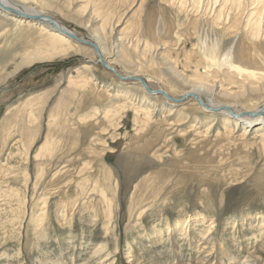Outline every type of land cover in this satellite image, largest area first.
<instances>
[{
	"label": "rangeland",
	"instance_id": "1",
	"mask_svg": "<svg viewBox=\"0 0 264 264\" xmlns=\"http://www.w3.org/2000/svg\"><path fill=\"white\" fill-rule=\"evenodd\" d=\"M14 1L88 41L80 23L92 20L107 51L120 44L130 61L108 59L122 76L138 74L172 97L188 87L170 67L231 92L264 84L226 68L209 76L219 69L208 59L211 17L182 0ZM10 17L0 13V264H215L227 250V264L250 253L262 258L251 264H264L263 133L243 136L194 99L173 107L122 82L87 46L47 59L42 27ZM242 41L230 43L239 60ZM139 45L153 49L147 60L128 55ZM227 50L220 43L219 62ZM244 54L237 64L263 75L264 49ZM239 100L255 109L264 88ZM210 228L225 252L204 261Z\"/></svg>",
	"mask_w": 264,
	"mask_h": 264
},
{
	"label": "bare ground",
	"instance_id": "2",
	"mask_svg": "<svg viewBox=\"0 0 264 264\" xmlns=\"http://www.w3.org/2000/svg\"><path fill=\"white\" fill-rule=\"evenodd\" d=\"M189 1L192 3L191 5ZM189 1L182 0L179 1L178 4L183 9L193 6V9L203 14V17L206 16L209 12V17L211 18L209 19L210 21L207 19V22L209 21L208 22L209 27L213 31H215L217 40L215 43H213V48L209 52L208 59L210 60L212 65L214 66L219 65V69L214 68L211 65L213 69H217V70H214L212 73L210 72L209 76L218 75L220 71H222V68H226L230 72L238 73L242 77L251 78L253 80H264V74L260 75L256 71L245 69L241 67L239 64H237L238 62H243V60L247 59L244 53L248 51H255L256 53L257 52L259 53L262 52V50L264 49V0H189ZM0 4H2L4 7L7 8V10H4L0 6V13L5 15L6 17L11 16L10 17L11 19L18 20L21 23H34L42 27L43 32L46 33V35L48 36L47 43L49 44V47L53 50V53H50L49 57H46L47 59H51L53 56H57V55L72 54L75 48L79 47V45H82L75 41H72L69 37L65 36L66 34L65 32H62V30L63 31L67 30L72 33H75L74 31L67 28L65 25L57 21L54 17L46 14L43 10L32 9V7L23 5L14 0H1ZM8 9H10L11 11H15L16 13H20V14L22 13L23 15L30 17H46V18L52 17L54 19V24H50L48 19L44 20L45 22L38 20L30 21L26 19V17H20L11 14L10 10ZM81 24L93 34V37L89 41L82 37L81 38L85 41L90 42L92 45L96 46L97 49H99V53L102 59L105 60L107 65L111 68L109 70L105 69L106 71L113 73L112 70H114V72L119 73L114 67L115 63L122 62L125 65L130 64V61L122 55L123 51L121 49L120 44L119 45L117 44L116 50L115 49L113 50L112 48L111 52L107 51L105 46L106 44L105 42L107 41L106 40L107 38L102 37L103 33L97 28L93 27L92 20L87 19V22H82L80 23V25ZM239 35L242 37L243 40L240 48V52L242 53L240 55L241 57L240 59L242 60H239V58H237L238 55L236 56L234 50L230 47L231 46L230 43L232 42V40ZM227 37H231V38H229V40H227L226 43L221 42L224 38L227 39ZM220 43L223 46L228 45L229 50L225 52L222 61L219 62V59L217 58V51L218 49H220ZM203 45H206L204 41H203ZM83 46H87L88 50L89 49L92 50L97 57L95 61L100 63L99 62L100 58L97 56L98 54L96 53L95 49H93L89 45H83ZM152 50L153 49L149 48V46H146L145 48H141V46L139 45L133 49L132 51L133 54L131 53L128 55H131V57H135L137 60L140 57H143L144 60H147V56H149L152 53ZM111 58H115V61L117 62H115L114 60H108ZM170 70H172L173 73L172 76H174L175 80L183 81L188 87V89L184 90L183 95L178 98L172 97L168 92L164 91L167 93V95L170 98L175 99L171 101L170 99L164 97L166 101L174 105L173 107L182 105L190 99H194V101L197 103L196 99L193 97L194 95L203 102V105H199L197 103L200 106L201 111L205 114H210L215 117L222 116L224 118L223 123L225 126L229 124H235L236 127L238 128L241 127L244 130L243 136H247L251 132H253L254 134L263 133L262 135L264 136V112L261 113V111H263L264 109V100L262 101L261 104H259V106L257 105V107H255V109L252 110L238 108L239 105L241 107L244 106L239 100V98L242 97L245 98V96H247L249 92L252 93L255 90L257 91L259 87L264 88V84L258 86L246 85V86H242L241 87L242 90H240L239 92H231L230 90L224 89L223 86L217 87L213 85H206L202 82L186 79L181 74L178 75L175 74L174 72L175 70L172 67H170ZM120 75L122 76V74ZM132 76H135L137 78H142L138 74H133V72L131 75L122 76V77L126 78ZM228 76H233V75L230 74ZM119 80L122 82H126L125 80H121V79ZM143 80L145 81V79ZM84 83L88 84L87 80H85ZM248 88L249 90H247ZM150 89L157 91L156 89H153L151 87ZM158 91H163V90L159 89ZM155 95L162 96L158 93ZM203 95L207 99H204ZM184 96L187 97V99L184 102L179 103L178 101H176L182 99ZM220 98H223L225 100L226 98L229 99L231 98L233 102H230L229 100L228 101L220 100ZM203 99L206 102L203 101ZM244 112L255 113L256 116L253 117L241 116L243 115ZM233 114H235L236 117H234ZM211 128L212 126L210 127V129ZM103 197L106 198V196ZM260 225L261 228H264V224H260ZM212 231H213L212 228H210L208 237H209V245H213V249L209 250V257L208 256L203 257L204 261H207L208 258L209 261L212 260L211 256L214 253H216L214 252L216 248L219 254L220 252L222 254L225 252L222 251L223 244H219L216 247V240L214 239V236L211 234L213 233ZM159 233L163 234V231H159ZM205 237L208 238L207 236ZM250 237L252 238L248 239L249 241L248 245H252L253 247V245L257 243L256 240L258 239V236L257 234H253ZM102 253H104L103 247H100L99 254ZM128 254H130L129 257L131 258L133 257L132 252H129ZM224 255L225 258L222 260L221 263L219 262L217 263L216 261H214V263L224 264L223 262H225V264H227L228 261L226 259L230 258V250H227V252H225ZM109 256L110 255L106 256L105 258H108ZM260 259L262 258L256 257L255 253H250L245 257L246 262H244L243 264L255 263Z\"/></svg>",
	"mask_w": 264,
	"mask_h": 264
},
{
	"label": "water",
	"instance_id": "3",
	"mask_svg": "<svg viewBox=\"0 0 264 264\" xmlns=\"http://www.w3.org/2000/svg\"><path fill=\"white\" fill-rule=\"evenodd\" d=\"M1 1V0H0ZM0 6L4 9V10H7V8L6 7H4L2 4H0ZM8 10H10V9H8ZM10 12H11V14H14V15H17V16H20V17H26V19H28V20H30V21H42V22H45L44 20H49V23L50 24H54V19L52 18V17H48V18H46V17H30V16H25V15H23L22 13L20 14V13H16L15 11H11L10 10ZM48 23V22H47ZM62 32H65L66 34H65V36H67V37H69L72 41H75V42H77V43H79V44H82V45H89V46H91L93 49H95V51H96V53L98 54L97 56L100 58V64L102 65V67L104 68V69H107V70H109V69H111L108 65H107V63H106V61L105 60H103L102 59V57H101V55H100V53H99V49H97V47L96 46H94V45H92L90 42H88V41H85V40H83L79 35H77V34H75V33H72V32H70V31H63L62 30ZM113 71V73L116 75V77L118 78V79H121V80H125L126 82L127 81H133V82H139V83H141V85L145 88V90H147L148 91V93H150V94H152V95H155V94H160V95H162L163 97H165V98H168V99H170L171 101H173V100H175V99H172V98H170L168 95H167V93L166 92H164V91H155V90H151L150 89V87H149V85L142 79V78H137V77H135V76H132V77H126V78H123L119 73H117V72H114V70H112ZM193 97L196 99V101H197V103L199 104V105H203V102L199 99V98H197L196 96H194L193 95ZM187 99V97L186 96H184L182 99H180V100H176V101H178L179 103H181V102H184L185 100ZM264 112V109H263V111H261V113H263ZM233 116L234 117H236V115L235 114H233ZM241 116H248V117H253V116H256L255 115V113H250V112H247V113H243V115H241Z\"/></svg>",
	"mask_w": 264,
	"mask_h": 264
}]
</instances>
